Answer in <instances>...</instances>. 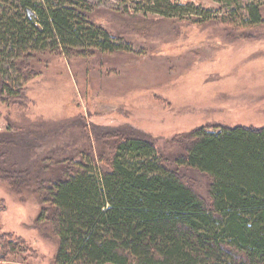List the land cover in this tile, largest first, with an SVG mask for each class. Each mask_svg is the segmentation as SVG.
Wrapping results in <instances>:
<instances>
[{"label":"rangeland","instance_id":"rangeland-1","mask_svg":"<svg viewBox=\"0 0 264 264\" xmlns=\"http://www.w3.org/2000/svg\"><path fill=\"white\" fill-rule=\"evenodd\" d=\"M85 1L123 49L34 59L18 97H0V236L28 247L6 264H52L58 250L33 194L57 165L44 156H100L125 136H143L206 197L209 177L174 164L183 148L173 138L201 125H264V0H171L186 12L180 18L151 11L146 0ZM254 5L263 17L255 27ZM0 53L2 74L19 77L10 48L1 44Z\"/></svg>","mask_w":264,"mask_h":264},{"label":"trees","instance_id":"trees-1","mask_svg":"<svg viewBox=\"0 0 264 264\" xmlns=\"http://www.w3.org/2000/svg\"><path fill=\"white\" fill-rule=\"evenodd\" d=\"M11 1L0 0V45L19 77L6 78L0 65V97H18L34 59L123 49L85 0ZM146 4L169 18L186 13L171 0ZM248 10L252 26L262 24L261 5ZM173 140L183 148L174 164L209 177L206 197L143 136H125L100 156L76 149L42 158L57 164L33 191L58 243L52 264H264V125H201ZM11 236H0V264L28 249Z\"/></svg>","mask_w":264,"mask_h":264}]
</instances>
